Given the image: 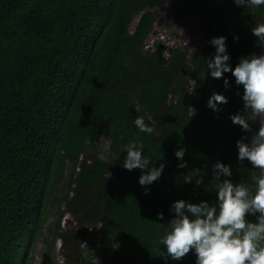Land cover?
<instances>
[{"label": "trees", "instance_id": "1", "mask_svg": "<svg viewBox=\"0 0 264 264\" xmlns=\"http://www.w3.org/2000/svg\"><path fill=\"white\" fill-rule=\"evenodd\" d=\"M168 1L0 0V264L30 263L48 206L61 200V181L68 190L76 183L70 209L82 210L78 223H103L84 230L82 250L83 239L62 238L65 246L76 245L74 264H164L158 241L172 218L170 207L180 199L215 202L212 164L230 165L234 183H253L257 170L239 163L235 146L250 134L229 119L244 110L243 87L227 73L225 88L223 79L208 75L206 61L215 52L214 37L227 38L233 68L241 57L264 51L251 34L264 23V5L184 0L183 15L188 8L203 12L207 47L166 58L160 46L144 43L155 10ZM213 92L228 99L218 112L207 107ZM137 116L153 128L151 135L135 128ZM99 137L109 141L105 158ZM131 142L157 167L165 165L147 195L140 170L122 167ZM179 147L186 149L184 169L174 155ZM88 148L92 156L80 161ZM194 169L208 173L199 187L194 176L186 183ZM85 249L91 250L87 257ZM195 259L190 251L169 264ZM44 264H51L48 257Z\"/></svg>", "mask_w": 264, "mask_h": 264}, {"label": "clouds", "instance_id": "2", "mask_svg": "<svg viewBox=\"0 0 264 264\" xmlns=\"http://www.w3.org/2000/svg\"><path fill=\"white\" fill-rule=\"evenodd\" d=\"M233 2L236 6L245 8L264 5V0ZM251 34L258 38L259 45L264 48V23L256 24L251 29ZM233 39L238 41L239 37L234 36ZM226 40L223 36L210 40L215 52L206 61L208 75L213 79H223L227 88L230 82L225 74L231 73L235 78V85L243 87L244 110L230 115L229 119L234 125L240 126L243 132L250 134L236 141L237 160L240 164L249 162L257 170V175L252 178L251 185L242 181L234 183L230 179L233 176L230 165L220 161L212 164V180L216 181L215 202L191 203L180 199L170 207L172 218L165 225V231L158 241L163 247V250L160 247L158 251L164 264H169V261L179 262L190 251L196 257L195 264H264V51L241 57L233 68L229 63ZM155 44L158 45L153 42L148 47L146 40L144 43L146 49H154ZM162 50L164 53L163 48ZM227 103L226 96L213 92L207 101V107L218 112V105ZM135 111L138 112L139 108ZM133 123L140 133H153V128L145 123L143 117L137 116ZM254 123L258 124L255 130L252 127ZM105 140L108 148L109 141ZM124 152L127 155L122 167L130 172L140 170L138 183L145 188V195L149 194V186L162 176L165 165L161 163L157 167L152 162L153 159L143 154V146L136 142L125 145ZM185 152L186 149L182 147L174 152L180 161L177 165L179 169L187 167V162L183 160ZM207 175V171L194 169L192 175L187 176L186 183H192L194 176L195 186L199 187ZM249 216L255 217V221L246 218ZM157 219L164 220V214L157 213Z\"/></svg>", "mask_w": 264, "mask_h": 264}, {"label": "rangeland", "instance_id": "3", "mask_svg": "<svg viewBox=\"0 0 264 264\" xmlns=\"http://www.w3.org/2000/svg\"><path fill=\"white\" fill-rule=\"evenodd\" d=\"M183 6H186L184 0H169L162 11L155 10L156 20L153 25V34L146 38V45L151 47L152 43L156 42L164 49L166 58L175 50L192 53L207 47V38L202 25L203 12H195L188 8V14L183 15L178 10ZM176 19H178V23H174ZM256 125L258 126V124ZM106 151V140L99 137L98 152L101 158H105ZM91 156L92 152L88 148L85 155L81 156L80 161ZM58 189H62L60 192L61 200L58 201L59 203L55 201L52 207L48 206L50 214L44 215L42 228L28 255L29 264H44L46 257L51 264H74L77 254L74 250L76 245H72L73 243L70 241L65 246L62 238L83 239L80 240L81 245L79 246V249L82 250L85 247L84 243L87 237L84 230L88 234L89 228L97 225V229H99L103 224L101 220L78 223L82 210L77 205V207L74 206L77 213L70 209L74 203L73 198L76 197V193L73 191L76 189V183H73L68 190L64 188L61 181ZM94 244L98 245V242L94 241ZM88 252L91 250L85 249V257H87ZM105 261L107 262V258Z\"/></svg>", "mask_w": 264, "mask_h": 264}]
</instances>
